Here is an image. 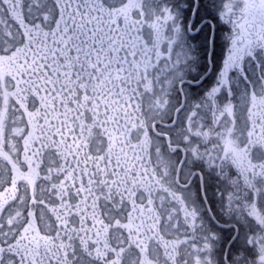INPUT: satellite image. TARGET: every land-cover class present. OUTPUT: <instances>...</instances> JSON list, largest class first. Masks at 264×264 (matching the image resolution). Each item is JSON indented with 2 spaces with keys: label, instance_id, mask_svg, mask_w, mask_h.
Segmentation results:
<instances>
[{
  "label": "snow or ice",
  "instance_id": "6c2138e0",
  "mask_svg": "<svg viewBox=\"0 0 264 264\" xmlns=\"http://www.w3.org/2000/svg\"><path fill=\"white\" fill-rule=\"evenodd\" d=\"M0 264H264V0H0Z\"/></svg>",
  "mask_w": 264,
  "mask_h": 264
}]
</instances>
